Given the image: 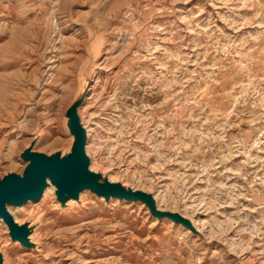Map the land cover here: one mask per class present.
Wrapping results in <instances>:
<instances>
[{
	"label": "rangeland",
	"instance_id": "374dc122",
	"mask_svg": "<svg viewBox=\"0 0 264 264\" xmlns=\"http://www.w3.org/2000/svg\"><path fill=\"white\" fill-rule=\"evenodd\" d=\"M84 82L92 170L198 228L89 192L13 210L41 251L0 222V264H264V0H0V180L71 151Z\"/></svg>",
	"mask_w": 264,
	"mask_h": 264
},
{
	"label": "water",
	"instance_id": "95a60500",
	"mask_svg": "<svg viewBox=\"0 0 264 264\" xmlns=\"http://www.w3.org/2000/svg\"><path fill=\"white\" fill-rule=\"evenodd\" d=\"M74 132L78 137V142L73 148L72 160L67 161L64 166H62L59 156L48 157L27 151L22 157L25 161H30V164L23 177L11 175L0 180V217L4 218L15 240L27 242L28 233L25 228L15 224L5 204L22 205L28 199L37 200L43 193L45 177L50 178L60 193L68 192L74 196L81 185L86 184L94 193L104 196L106 199L112 196L123 198L126 201L139 199L147 204L153 216L168 217L182 222L186 227L191 226L190 222L179 214L158 212L151 195L141 191H127L120 184L102 185L97 183L92 176L88 175L89 159L83 150L86 140L78 123L74 127Z\"/></svg>",
	"mask_w": 264,
	"mask_h": 264
},
{
	"label": "bare ground",
	"instance_id": "6f19581e",
	"mask_svg": "<svg viewBox=\"0 0 264 264\" xmlns=\"http://www.w3.org/2000/svg\"><path fill=\"white\" fill-rule=\"evenodd\" d=\"M87 82V81H86ZM86 82H84L83 86L81 87V90L78 94V101L76 102V105L74 104L73 106H69L67 112L69 111H72L73 110V113L72 115H67L66 114V118H67V121H66V126H67V129L69 131V133L73 136V145H72V148H71V151L69 153H60V161H61V164L62 166H64L66 164L67 161L69 160H72V157H73V148L74 146L77 144L78 142V137L77 135L75 134L74 132V127L76 125V123H78V126L80 128V131L84 134L85 136V146H84V152L85 154L87 155L88 159H89V166H88V175L92 176L95 181L97 183H100L102 185L104 184H116L117 182H112L108 179L107 176H104L103 174L99 173V172H95L94 170H92L91 168V160L88 156V132H87V129L82 125L81 123V120H80V116H79V111L77 109L78 105H80L82 99L84 98V95L85 93L87 92V89H86V86L85 84H87ZM92 86V85H91ZM40 132L41 131H38L34 134L33 136V139L31 140V145L29 148H27L22 154H21V157L23 156V154L25 152H31V153H36L34 151V148H35V145L37 144L38 140H39V137H40ZM39 154V153H38ZM23 158V157H22ZM26 162V168L27 166L30 164V161H25ZM23 177V176H21ZM100 177H106L107 180H108V183H103L100 179ZM124 189H126L127 191H141L145 194H147L145 191H142V190H136V189H130L129 187H126L124 186L123 184L121 185ZM89 192H92L94 193L88 185L86 184H83L81 185V187L76 191L75 195L74 196H71L68 192H64V193H60V190L57 188V186H55L52 181L50 180L49 177H45V184H44V190H43V193L42 195L37 199V200H33V199H28L25 203H23L22 205H11L9 203H6L5 206H6V209L7 211L9 212V214L12 216L15 224H17L18 227H23L26 229L27 233H28V239H27V242H22L24 245L26 246H30L32 248H34L35 250H39L41 251V249H39L35 242H36V234H37V225H33V226H30L29 224H20L17 220V218L15 217V215L13 214V210H16L17 212H26V208L30 205V204H36V202H46V201H50L52 200L53 202H55L54 200L57 199L59 200V202H62V203H65L67 202V205L70 206V205H73V204H76L77 202H83L84 201V196L85 194L89 193ZM97 194V193H95ZM98 195V194H97ZM148 195H151L155 201V207L157 209L158 212H163L161 209H160V206H159V203H158V200L157 198H155V196L153 194H148ZM101 198V200L104 199L105 200H110L111 198H115V199H121V198H118V197H110L108 199H106L104 196H99ZM121 200H125V199H121ZM126 201V200H125ZM58 202V201H57ZM128 202H141L143 205L147 206L146 203H144L143 201L141 200H133V201H128ZM60 204V203H59ZM58 205V204H56ZM148 208V211L151 212L150 208L147 206ZM165 213H168V212H165ZM174 214V213H173ZM180 215V214H179ZM182 216V215H181ZM183 217V216H182ZM157 219H162V218H159V217H156ZM163 218H168V217H163ZM185 219V217H183ZM169 219V218H168ZM171 220L172 222H179L180 224H182V222L178 221V220H172V219H169ZM186 220V219H185ZM0 222H2V224L4 226L7 227V231H8V234L12 237L11 235V231H10V228L9 226L7 225V223L5 222L4 218L3 217H0ZM190 222H191V226L192 228L194 227V229H197L198 226L195 224V221L193 219H190ZM196 226V227H195ZM187 231V230H186ZM19 242V241H18ZM3 255L0 253V257H2Z\"/></svg>",
	"mask_w": 264,
	"mask_h": 264
}]
</instances>
